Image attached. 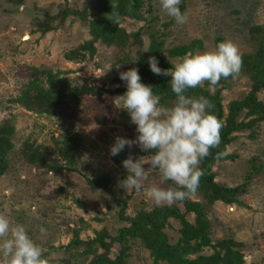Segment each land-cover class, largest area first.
I'll return each instance as SVG.
<instances>
[{
    "label": "rangeland",
    "instance_id": "rangeland-1",
    "mask_svg": "<svg viewBox=\"0 0 264 264\" xmlns=\"http://www.w3.org/2000/svg\"><path fill=\"white\" fill-rule=\"evenodd\" d=\"M95 5L96 0H0V127H13L9 135L13 148L0 176V214L12 224H23L45 250L46 259L55 264L89 261L91 256L81 254L84 245L67 249L74 232L79 233L82 242L91 240L102 229L114 235L117 227L126 223L120 215L131 217L140 208L156 206L143 190L125 192L118 187L126 170L109 155V146L116 137L135 139L137 135L127 112L117 107L116 90L125 86L119 73L125 69L115 64L114 49L97 43L94 60L68 62L63 53L88 40V29L77 22H66L64 27L40 31L51 24L46 18L65 6L83 9L89 15L90 6ZM182 12L187 22L177 25L161 11L159 0H144L143 18H125L121 24L127 32L139 31L142 49L148 47L151 38L161 40L165 50L199 39L202 47L191 54L213 50L218 38L231 40L241 54L252 53L259 37L250 28L264 27V0H185ZM185 55L168 59L175 64ZM34 69L63 71L71 85L84 83L95 92L82 94L77 101L64 100L51 114L27 111L10 100L32 78ZM251 83L241 70L237 78H228L215 90L220 88L226 106L231 100L242 99ZM257 97L264 103V88ZM65 132L81 137V145L74 153L77 172L47 171L35 167L24 156L23 148L28 142L26 145L45 147L59 157L53 139ZM227 150L235 158L215 163V180L230 187L243 183L249 175L250 180L247 191L239 197L242 206L215 202L207 208L211 238L213 242L232 238L242 243L245 264H264V122L259 123L253 136L249 130L237 132ZM129 155L147 161L152 153L133 145L125 148L123 160ZM145 168V187L159 184L158 171L147 165ZM101 175L110 179L104 193L87 182ZM180 208L184 212L182 205ZM185 217L190 223L194 221L192 213ZM41 226L47 229L44 236L39 232ZM179 229V221L169 219L164 231L171 243L178 239ZM118 248L115 244L112 252ZM212 250L205 247L203 253L210 254ZM129 253V264H152L148 250L138 243L130 244ZM0 264H6L3 256Z\"/></svg>",
    "mask_w": 264,
    "mask_h": 264
},
{
    "label": "trees",
    "instance_id": "trees-1",
    "mask_svg": "<svg viewBox=\"0 0 264 264\" xmlns=\"http://www.w3.org/2000/svg\"><path fill=\"white\" fill-rule=\"evenodd\" d=\"M113 4H117L118 7L113 8ZM184 6L185 0H181L179 5L181 12ZM90 8L88 15L83 9L65 6L46 18L51 24L52 22L55 24H48L40 28V31L45 33L49 29L64 27L66 22L69 25L79 23L88 29L90 38L64 52L63 57L66 61L80 63L94 60L97 43L112 47L115 51L116 65L122 66L125 71L133 67L137 68L141 82L153 87V92L161 96V104L166 107L172 106L175 96L171 92L169 78L153 74L148 67V58L156 57L158 67L167 69L174 65L168 57H180L191 53L195 48L202 47L201 41L194 39L189 43L175 45L165 50L161 40L151 38L148 47L142 49L139 31L127 32L121 23L125 18L136 20L143 18L144 0H96L95 7L90 6ZM146 10L150 11V9ZM114 12L119 14L118 23L113 20ZM250 30L259 39H257L254 52L241 54V70L248 74L252 82L249 92L242 99L231 100L224 106L220 88L211 92L207 88V81L200 87L188 90V95L207 97L214 105V115L223 122L220 132L221 143L218 147L210 149L209 156L204 158L200 164L204 175L200 178L195 195L190 196L193 200L188 197L182 202L171 205L162 203L150 209L140 208L131 217L120 215L126 223L117 227L114 235L102 229L91 240L82 242L76 231L72 240L67 244V249L84 245L81 254L91 256L87 264H129L131 243H138L148 250L152 264L161 262L167 264H245L240 251L242 243L232 238L212 241L210 222L206 217V212L207 208L215 202L242 206L244 203L239 197L247 191L246 186L250 180L249 175L243 183L230 187L217 182L213 171L215 163L235 158V154H229L218 159L217 153L227 149L237 132L249 130L253 136L259 123L264 122V103L257 97V93L264 88V27L254 25ZM220 41L221 39H216L217 43ZM43 74L46 75V79L43 78ZM63 74L64 72L60 70L53 72L34 69L32 78L22 86L18 95L11 98L10 102L21 105L27 111L51 114L54 108L62 104L64 100L77 101L82 94L95 92L93 88L84 83L79 86L71 85L70 80ZM226 80L221 79L219 84L223 85ZM124 91L125 86L116 90L118 95L123 94ZM12 131L13 127H0V176L6 170V157L13 148L9 138ZM27 143L23 148L24 156L35 167H41L47 171L63 169L77 172L74 153L81 145L80 135L65 132L60 135L59 139H53L60 158L45 147L38 145L34 147L30 144L26 145ZM110 157L116 165H120L124 158V151L118 156ZM81 163L85 164L83 161ZM87 182L104 193L108 189L110 179L101 175L92 180L87 179ZM180 205L184 207V212ZM186 213L194 215L192 223L187 221ZM171 218L177 219L180 223L179 237L174 243L169 241L164 231ZM115 244H118L119 248L116 252H112ZM205 247H211L212 252L203 253ZM99 249L102 251L99 252ZM191 255L194 256L191 257ZM44 257L46 259L45 255ZM47 264L55 263L47 260ZM66 264L71 263L67 261Z\"/></svg>",
    "mask_w": 264,
    "mask_h": 264
},
{
    "label": "clouds",
    "instance_id": "clouds-1",
    "mask_svg": "<svg viewBox=\"0 0 264 264\" xmlns=\"http://www.w3.org/2000/svg\"><path fill=\"white\" fill-rule=\"evenodd\" d=\"M180 4L181 0H159L161 11L177 25H184L187 15L181 12ZM117 7L113 4V8ZM119 19L114 12V22ZM147 63L153 74L169 78L175 102L170 107L162 105L161 96L153 92V87L141 82L137 68L120 72L125 91L116 98L117 107L127 112L137 135L135 139L116 137L109 146V155L118 156L133 145L152 153L147 161L133 159L131 155L122 160L126 175L118 181V187L125 192L143 190L155 204L171 205L195 195L204 175L200 164L209 156L210 149L221 143L223 122L214 115V105L203 95H188V90L207 81L209 90L214 91L221 79L237 78L242 68L241 53L231 40L225 39L213 50L189 53L167 69L158 67L154 56ZM229 154L225 149L217 153V158ZM145 165L158 171L159 184L145 187ZM166 184L169 186L161 187ZM39 232L44 236L47 229L41 226ZM44 251L23 224H12L6 215L0 214V256L6 264H47Z\"/></svg>",
    "mask_w": 264,
    "mask_h": 264
},
{
    "label": "water",
    "instance_id": "water-1",
    "mask_svg": "<svg viewBox=\"0 0 264 264\" xmlns=\"http://www.w3.org/2000/svg\"><path fill=\"white\" fill-rule=\"evenodd\" d=\"M25 36H26V35H25ZM25 36H24V37H25ZM27 36H28V35H27ZM44 78L46 79V77H44Z\"/></svg>",
    "mask_w": 264,
    "mask_h": 264
}]
</instances>
